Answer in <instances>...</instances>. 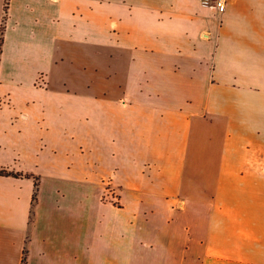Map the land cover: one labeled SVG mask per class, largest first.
Instances as JSON below:
<instances>
[{
  "label": "crops",
  "instance_id": "crops-1",
  "mask_svg": "<svg viewBox=\"0 0 264 264\" xmlns=\"http://www.w3.org/2000/svg\"><path fill=\"white\" fill-rule=\"evenodd\" d=\"M0 169V219L54 189L107 264H264V0H0Z\"/></svg>",
  "mask_w": 264,
  "mask_h": 264
},
{
  "label": "rangeland",
  "instance_id": "rangeland-1",
  "mask_svg": "<svg viewBox=\"0 0 264 264\" xmlns=\"http://www.w3.org/2000/svg\"><path fill=\"white\" fill-rule=\"evenodd\" d=\"M60 195L54 189L40 187L28 218L0 219L5 223L0 224L1 260L8 259V254H15L16 261L9 264H17L25 246L27 261L32 264H107L104 254L109 251L99 240V233H103L106 227L95 222L93 213L86 212V204ZM99 218L104 222L101 216ZM71 243L78 245L74 254L66 248ZM113 264H120V261ZM126 264L136 263L129 261Z\"/></svg>",
  "mask_w": 264,
  "mask_h": 264
},
{
  "label": "built area",
  "instance_id": "built-area-1",
  "mask_svg": "<svg viewBox=\"0 0 264 264\" xmlns=\"http://www.w3.org/2000/svg\"><path fill=\"white\" fill-rule=\"evenodd\" d=\"M202 3L212 9H214L216 12L222 13L226 7L228 0H201ZM40 83L44 84L43 78H39L38 80Z\"/></svg>",
  "mask_w": 264,
  "mask_h": 264
},
{
  "label": "trees",
  "instance_id": "trees-1",
  "mask_svg": "<svg viewBox=\"0 0 264 264\" xmlns=\"http://www.w3.org/2000/svg\"><path fill=\"white\" fill-rule=\"evenodd\" d=\"M0 174H2V175H9L10 173L7 172V171H5V170H3V169H0ZM24 261H25V257L23 256L21 264H23Z\"/></svg>",
  "mask_w": 264,
  "mask_h": 264
}]
</instances>
